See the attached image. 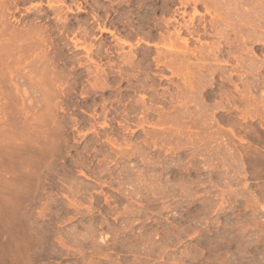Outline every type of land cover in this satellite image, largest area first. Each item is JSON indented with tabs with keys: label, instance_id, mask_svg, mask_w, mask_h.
<instances>
[{
	"label": "rangeland",
	"instance_id": "374dc122",
	"mask_svg": "<svg viewBox=\"0 0 264 264\" xmlns=\"http://www.w3.org/2000/svg\"><path fill=\"white\" fill-rule=\"evenodd\" d=\"M189 1L0 0V264H264V0Z\"/></svg>",
	"mask_w": 264,
	"mask_h": 264
},
{
	"label": "bare ground",
	"instance_id": "6f19581e",
	"mask_svg": "<svg viewBox=\"0 0 264 264\" xmlns=\"http://www.w3.org/2000/svg\"><path fill=\"white\" fill-rule=\"evenodd\" d=\"M187 1L190 3L189 0H186V2H187ZM192 1H194V5H195V3L197 4V2H199V1H200L201 3L203 2V4H205L204 6H206V10H207V12L209 13V8H210L211 5L208 6V5H206V4H207L208 2H212V0H210V1L208 0V2H207V0H192ZM192 1H191V2H192ZM213 1H214V0H213ZM215 1H216L217 3H220V6H224V5H221V3H222L221 1H223V0H221V1H220V0H215ZM215 1L211 3V4H213V6H214V4L216 3ZM224 1L227 2L228 0H224ZM234 1H235V0H234ZM236 1H237V0H236ZM236 1L234 2L235 5H236V3H237ZM244 1H245L246 3H248L249 6H250V3L253 4V5H255L254 2H255L256 0H255V1H254V0H243V2H244ZM226 2H225V3H226ZM229 2H230V1H229ZM229 2H227L226 4L224 3L225 6H227V4H228ZM232 2H233V1H232ZM232 2H231V4H233ZM239 2H240V1H239ZM239 2H238V3H239ZM243 2H242V1L240 2V3H242L241 6H242V5H245ZM256 2H257V1H256ZM181 3H182V1H181ZM181 3H180V4H181ZM238 3H237V5H238ZM261 3H262V2H261ZM187 4H188V3H187ZM208 4H209V3H208ZM222 4H223V3H222ZM231 4H229V8H231ZM248 4H247V5H248ZM256 4H257V3H256ZM262 4H263V3H262ZM50 5H51V3H50ZM181 5H184V3H182ZM216 5H217V4H215V7H217ZM235 5H233V6H235ZM237 5H236V8H237ZM247 5H245V6H247ZM257 5H259V2H258ZM187 6H188V5H187ZM218 6H219V5H218ZM220 6H219V7H220ZM261 6H263V7L261 8ZM261 6H260V8L263 10V9H264V4L261 5ZM74 7H75V6H74ZM76 7H77V6H76ZM197 7H199V6L197 5L195 8H197ZM219 7H218V8H219ZM252 7H253V13L256 12V9H257V11H258V8L255 7L256 9H254V6H252ZM232 8H233V10L235 9V7H232ZM232 8H231V9H232ZM238 8H239V7H238ZM238 8L235 9V10L239 11ZM247 8H248V7H247ZM260 8H259V9H260ZM67 9H68L69 11H73L71 6L68 7ZM73 9H74V8H73ZM185 9H186V8H185ZM216 9H217V8H216ZM219 9H220V8H219ZM249 9H250V8H249ZM251 9H252V8H251ZM261 9H260V10H261ZM78 10H81L80 6L78 7ZM222 10H223V9H222ZM245 10H246V9H245ZM247 10H248V9H247ZM247 10H246V11H247ZM254 10H255V11H254ZM262 10H261V11H262ZM194 11L197 12L196 10H194ZM198 11H199V10H198ZM218 11H219V10H218ZM229 11H230V10H229ZM229 11H227V12H229ZM243 11H244V10H243ZM246 11H244L243 13H245ZM248 11H250V10H248ZM248 11H247V12H248ZM175 12H176V14H174L175 16L178 15V16H181V17H184L185 15L188 14V13L186 12V10H182V11H178V10H176ZM175 12H174V13H175ZM221 12H222V11H221ZM221 12L218 13V14H216V16L214 17V18H215V21H211V22H209V24H210V29H212L211 32H212V33H215V34H217V35H219L221 38L224 39V37H225L224 33H225V32H223V30H224V29L226 30V28H224L223 23H224V25H228V24H226V22H223V21H227V19H229V18H226V19H225V17H227V16H225V15L222 16V13H221ZM227 12H226V14H227ZM233 12H235V11H233ZM193 13H194V12H193ZM197 13H198V12H197ZM229 13H230V12H229ZM250 13H251V11H250ZM250 13H249V14H250ZM259 13H261V12L259 11ZM234 14H235V13H234ZM247 14H248V13H247ZM257 14H258V13H257ZM262 14H263V13H262ZM58 15H59V14H58ZM191 15H192V14H191ZM230 15H231V14H230ZM245 15H246V14H245ZM245 15H244V16H245ZM252 15H253V14H252ZM193 16H195V14H194ZM193 16H192L190 22H188L187 20H186V22H183L182 27L185 28V30H187L191 36L194 37V35H195V36H197V37L199 38V37L201 36V34H202V36H203V33L205 34V33L208 31V30H207V29H208L207 27H208L209 25L207 26L206 23L202 24L203 27H202V26H200V27L203 28V29H202V30H203V31H202L203 33H201V31H200V27H199V26H196V28H195V22H194L195 18H194ZM228 16H229V15H228ZM235 16L237 17V13L235 14ZM253 16H255V15H253ZM195 17H196V16H195ZM231 17H232V16H231ZM231 17H230V18H231ZM236 17H235V18H236ZM240 17H243V15L240 16ZM240 17H239V18H240ZM185 18H186V16L184 17V21H185ZM233 18H234V17H232V19H233ZM236 19H238V17H237ZM240 19H241V18H240ZM240 19H239V20H240ZM173 20H174V21L176 20V22H179V19H178L177 17L174 18ZM239 20H234V21H239ZM241 20H243V18H242ZM244 20H245V19H244ZM230 21H231V20H230ZM232 21H233V20H232ZM167 22H169V21H167ZM187 22H188V23H187ZM205 22H206V21H205ZM227 22H228V21H227ZM170 23H171V22H170ZM184 23H185V24H184ZM202 23H203V22H202ZM228 23H229V22H228ZM230 23H231V22H230ZM232 23H233V22H232ZM232 23H231V24H232ZM236 23H237V22H236ZM239 23H240V25H241V21H240ZM167 24H168V23H166V25H167ZM179 24H180V23H179ZM196 24H197V23H196ZM199 24H200V23H199ZM199 24H197V25H199ZM231 24H230V25H231ZM234 24H235V23H234ZM246 24H247V23H246ZM168 25H169V24H168ZM220 25H222L223 27L220 26ZM235 25H236V24H235ZM228 26H229V25H228ZM225 27H226V26H225ZM240 27H241V26H240ZM191 28H193V30H191ZM223 28H224V29H223ZM105 29H106V28H103V30H105ZM181 30H182V29H181ZM181 30H179V31L176 30V31L178 32V34H177L178 37L181 36V35H179V34L181 33ZM177 32H176V33H177ZM211 32H208V33H211ZM207 35H208V34H207ZM167 36H169V39H170V35H167ZM167 36H166V37H167ZM204 36H205V35H204ZM164 37H165V36H164ZM166 37H165V38H166ZM172 37H173V36H172ZM178 37H177V38H178ZM162 38H163V37H162ZM165 38H164V39H165ZM167 38H168V37H167ZM164 39H163V40H164ZM196 39H197V38H196ZM226 39H227V38H226ZM165 40H166V39H165ZM165 40H164V41H165ZM178 40H179V41H176V39H175L176 42H175V41H172V40H169V42H168L169 45L167 44V41H165V42H166V45H168V49H169V52H170V53H169V52H168V53L170 54L171 57H170L169 55H167V56H169V58L167 59L166 56H165V58H166L167 60H166L165 58H164V60H166L165 63H166L167 65L169 64V65H171V66H175V67H177V68H180L179 65H182L181 63H182L183 61L185 62V65H186V63H187V59H188L187 54H189V53H188V52H189V47H188V44H189V43H188V42H189V38H187V37L181 38V37H180ZM198 40H199V39H198ZM200 40H201V39H200ZM200 40H199V41H200ZM178 42L181 43V44L183 45V48L180 50V53L177 52L178 54H177V56H175V54H176L175 51H177V50H175V48L178 47V45L175 46V44H177ZM181 44H179V45H180L179 48L182 47ZM165 47H166V46H165ZM219 48H220V47H219ZM217 49H218V48H217ZM174 50H175V51H174ZM219 50H220L219 52H221L222 49L220 48ZM217 51H218V50H217ZM161 52H162V51H161ZM161 52L159 51V53H161ZM173 52H174L175 54H173ZM163 53H165V52H163ZM163 53H162V54H163ZM171 53H172V54H171ZM162 54H160V55H162ZM166 54H167V53H165V55H166ZM173 55H174L176 58L173 57ZM157 56L159 57L158 54H157ZM157 56H156V57H157ZM163 56H164V55H162V57H163ZM179 56H180V57H179ZM189 56H190V54H189ZM128 57H130V56L128 55ZM156 57H154V58H156ZM124 58H125V57H124ZM126 58H127V57H126ZM186 58H187V59H186ZM162 59H163V58H162ZM124 60H125V59H124ZM128 60H129V59H128ZM130 60H131V58H130ZM130 60H129V61H130ZM153 60H154V59H153ZM155 60H156V59H155ZM159 60H161V57H160V58H157V61H159ZM162 61H163V60H162ZM162 61H161V62H162ZM126 62H127V61H126ZM154 62H155V61H154ZM157 63H159V62H157ZM156 65H157V64H156ZM120 74H121V73H120ZM104 84H105V83H104Z\"/></svg>",
	"mask_w": 264,
	"mask_h": 264
}]
</instances>
